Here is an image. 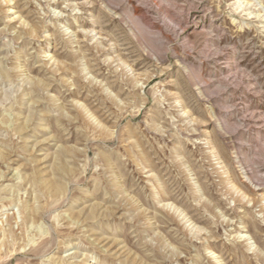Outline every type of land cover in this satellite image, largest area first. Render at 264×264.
Here are the masks:
<instances>
[{
    "label": "rangeland",
    "instance_id": "1",
    "mask_svg": "<svg viewBox=\"0 0 264 264\" xmlns=\"http://www.w3.org/2000/svg\"><path fill=\"white\" fill-rule=\"evenodd\" d=\"M0 264H264V0H0Z\"/></svg>",
    "mask_w": 264,
    "mask_h": 264
}]
</instances>
